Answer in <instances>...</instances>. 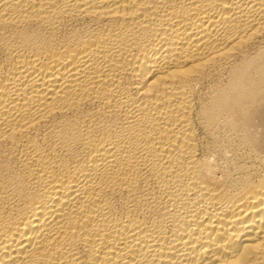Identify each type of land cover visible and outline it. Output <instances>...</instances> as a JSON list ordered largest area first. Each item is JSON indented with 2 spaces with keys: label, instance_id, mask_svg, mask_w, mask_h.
<instances>
[{
  "label": "bare ground",
  "instance_id": "obj_1",
  "mask_svg": "<svg viewBox=\"0 0 264 264\" xmlns=\"http://www.w3.org/2000/svg\"><path fill=\"white\" fill-rule=\"evenodd\" d=\"M0 264H264V0H0Z\"/></svg>",
  "mask_w": 264,
  "mask_h": 264
}]
</instances>
